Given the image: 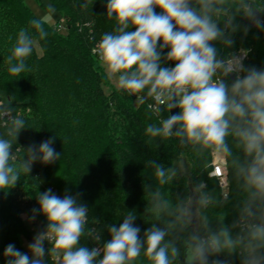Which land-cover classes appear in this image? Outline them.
Wrapping results in <instances>:
<instances>
[{
    "label": "clouds",
    "instance_id": "clouds-1",
    "mask_svg": "<svg viewBox=\"0 0 264 264\" xmlns=\"http://www.w3.org/2000/svg\"><path fill=\"white\" fill-rule=\"evenodd\" d=\"M106 10L117 25L102 35L94 51L107 78L141 102L151 99L148 108L157 115L164 110L171 113L147 126L150 138L175 137L198 157L210 154L227 165L229 187L234 181L242 194L238 219L231 228L211 227L206 210L222 201L205 191L203 182L175 203L169 193L165 196L160 187L153 190L148 185L151 208L147 212L156 222L143 238L134 225L135 214L128 212L118 228L115 224L108 228L109 241L89 249L81 245L82 238H101L88 227V208L78 204L75 196L61 198L48 189L38 194L40 208L33 209L32 219L39 212L47 226L28 244L32 257L9 244L4 250L9 258L6 264H45L46 254L56 264H136L141 254L150 264H180L181 255L183 264H209L210 256L237 252L242 264H264V69L246 68L243 57L236 54L221 57L214 43L233 46L232 34L240 27L237 16L264 30V19L257 15L264 14V7L255 0H107ZM47 11L55 9L49 5ZM29 24L36 36L20 29L6 60L13 77L30 71L26 59L49 35L43 19L34 18ZM168 62L174 67L166 66ZM11 109L8 101L0 104V121L5 135L12 138H0V190L14 187L37 160L51 164L59 156L47 140L38 149L29 146L27 159L13 163L17 160L13 140L26 126L22 117L11 115ZM148 164L160 186L178 175L173 167ZM237 228L233 235L232 229ZM186 231L188 235L182 236ZM211 264L226 262L216 259Z\"/></svg>",
    "mask_w": 264,
    "mask_h": 264
},
{
    "label": "trees",
    "instance_id": "trees-1",
    "mask_svg": "<svg viewBox=\"0 0 264 264\" xmlns=\"http://www.w3.org/2000/svg\"><path fill=\"white\" fill-rule=\"evenodd\" d=\"M51 3L64 18L67 33L63 35L44 23L49 35L39 41L41 54L35 48L26 59L30 71L13 77L7 71V57L20 29L36 36L29 21L37 17L26 0H0V92L6 96L5 99L0 96V104L10 102L11 115L22 117L26 126L13 140L12 152L17 156L13 163L27 159L29 146L38 149L47 140L52 141L59 154L51 164L37 160L31 172L22 174L14 187L0 190V264H6L9 259L4 256L9 244L27 254L20 238L30 239L31 233L23 216L38 224L37 233L46 229L47 219L43 214L37 212L32 217L33 209L40 208L38 194L48 189L59 193L61 198L75 196L78 204L88 208V227L94 228L101 238L100 241L82 238L81 245L89 249L102 247L109 241L108 228L113 224L118 228L128 212L135 214L134 225L140 228L143 238L144 232L156 222L155 216L147 212L151 208L148 185L153 190L160 187L175 203L190 195V187L203 182L205 191L222 201L206 210L211 227L216 229L223 224L231 228L239 216L242 194L233 181L228 187V197L224 198L218 181L210 176L212 155L198 157L175 137L165 141L150 138L145 131L147 126L158 124L170 115L166 110L159 115L150 110L151 99L135 107L133 97L122 90L105 95L104 87L109 86V80L97 64L93 50L102 35L113 32L117 25L106 15L107 0H51ZM255 3L264 7V0ZM85 4L87 7H82ZM257 15L264 19V14ZM235 23L240 27L232 34L231 48L214 42L219 55L224 57L244 49L248 52L244 66L264 69V30L253 27L242 16H237ZM166 66L172 67V62ZM232 79V76L227 78L229 83ZM19 109H23L20 115ZM5 133L4 122L0 121V138L12 139ZM181 157L189 164L190 176L158 185L155 170L148 162L174 168L175 161ZM227 176L229 181L231 178ZM238 231L232 229V234ZM187 235V231L182 234ZM49 247V244L45 247L46 252ZM180 258L184 259L183 255ZM44 259L45 264H56L47 254ZM216 259L226 264H242L239 252L210 256L209 264ZM136 264L150 262L141 254Z\"/></svg>",
    "mask_w": 264,
    "mask_h": 264
},
{
    "label": "rangeland",
    "instance_id": "rangeland-1",
    "mask_svg": "<svg viewBox=\"0 0 264 264\" xmlns=\"http://www.w3.org/2000/svg\"><path fill=\"white\" fill-rule=\"evenodd\" d=\"M26 4L29 7V9L32 11V13L37 18L43 19L44 23H47L49 26H51L53 28H57L58 31L61 34H63V35L67 33L66 24H65L64 18L56 10L53 13H49L47 11L48 6L49 5L52 6L51 0H26ZM36 49H37L38 54H41L40 47L38 46ZM241 50H244V49H241ZM93 55H94V53H93ZM96 61H97V64L100 67H102L101 63L97 59H96ZM103 70H104V68H103ZM104 72H105V70H104ZM105 74H106V72H105ZM112 90H118V89L116 88L115 81H110L109 80V86L108 87H104L105 95L106 96H110ZM0 96L3 99H5V97H6L3 92H0ZM132 97H133L134 106L138 107L140 105L141 101L138 100L136 96H132ZM22 110L23 109H19V111H17L19 115L22 114ZM215 161H218V160L214 156H212L211 165ZM224 165H225V171H226V173L228 175V170H227L226 164H224ZM174 168L177 169V171H178V175H177V177L175 179L179 178L180 176H187V177L190 176L189 164H188V162H187V160L185 158L181 157L177 161H175ZM191 190H192V187H190V195H191ZM221 191H222V189H221ZM222 195H223V191H222ZM23 218L25 220L26 226L28 227V230L31 233V238L27 239L26 237L22 236L20 238V242L23 245L24 249L26 250L28 256L31 258L32 257V253L28 249V244L33 242L34 236L37 234V225L38 224L36 222H33V221L27 219L26 216H23ZM194 224H195V221H194ZM44 246L45 247L48 246V242L47 241L45 242Z\"/></svg>",
    "mask_w": 264,
    "mask_h": 264
},
{
    "label": "built area",
    "instance_id": "built-area-1",
    "mask_svg": "<svg viewBox=\"0 0 264 264\" xmlns=\"http://www.w3.org/2000/svg\"><path fill=\"white\" fill-rule=\"evenodd\" d=\"M93 53H94L96 59L98 60V54H97V52L93 50ZM235 54L243 57V64H245V62L248 59V52L247 51H244V50H240V51H238ZM151 103H153V101ZM211 177L215 178L218 181L219 187L223 191V195L224 194H227L228 193L229 183H228L227 173L225 171V165L223 163H221L219 161L213 162V164H212ZM53 194H55V195H57V196L60 197V194L59 193H53Z\"/></svg>",
    "mask_w": 264,
    "mask_h": 264
},
{
    "label": "water",
    "instance_id": "water-1",
    "mask_svg": "<svg viewBox=\"0 0 264 264\" xmlns=\"http://www.w3.org/2000/svg\"><path fill=\"white\" fill-rule=\"evenodd\" d=\"M253 27H255V25L252 23ZM256 28V27H255ZM172 67H174V64L172 63ZM234 78V74L231 75ZM178 109H173L172 112H178ZM171 114V113H170ZM184 259L180 258L179 262L180 264H183Z\"/></svg>",
    "mask_w": 264,
    "mask_h": 264
}]
</instances>
